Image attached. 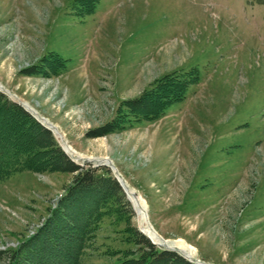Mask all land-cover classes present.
Here are the masks:
<instances>
[{
	"label": "rangeland",
	"instance_id": "1",
	"mask_svg": "<svg viewBox=\"0 0 264 264\" xmlns=\"http://www.w3.org/2000/svg\"><path fill=\"white\" fill-rule=\"evenodd\" d=\"M51 55L60 68L42 67ZM172 73L196 77L181 102L99 134ZM0 92L74 164L108 169L121 189L77 264L137 259L134 231L193 263L264 264V0H98L89 14L75 0H0ZM72 178L0 180V264L43 228Z\"/></svg>",
	"mask_w": 264,
	"mask_h": 264
},
{
	"label": "trees",
	"instance_id": "2",
	"mask_svg": "<svg viewBox=\"0 0 264 264\" xmlns=\"http://www.w3.org/2000/svg\"><path fill=\"white\" fill-rule=\"evenodd\" d=\"M75 1L89 14L98 0ZM62 63L54 55L41 60L42 67L51 70L60 68ZM195 82L196 77L192 74L163 76L140 97L123 103L124 108L119 109L115 119L100 128L99 134L120 130L132 121L161 118L171 105L184 99L186 89ZM25 170L67 172L73 174V178L59 199L58 208L37 235L12 255L11 264H77L85 236L94 230L97 219L110 212V203L123 202L121 189L108 169L74 164L59 149L50 131L0 93V180ZM124 206L127 209V204ZM134 236L141 247L139 257L117 264H195L174 251H157L136 231Z\"/></svg>",
	"mask_w": 264,
	"mask_h": 264
},
{
	"label": "bare ground",
	"instance_id": "3",
	"mask_svg": "<svg viewBox=\"0 0 264 264\" xmlns=\"http://www.w3.org/2000/svg\"><path fill=\"white\" fill-rule=\"evenodd\" d=\"M4 92V91H3ZM6 93V92H5ZM8 95H9V93H8ZM10 97H12V98H14L13 96H11V95H9ZM66 148V151L67 152H69L70 153V155H77V153L72 149V148H70V147H65ZM88 160H86V161H83V162H87ZM95 163V162H94ZM98 164H102V163H98ZM103 164H106V163H103ZM109 166V165H108ZM110 167H112V166H110ZM114 167H113V172H114ZM115 174V173H114ZM120 181V180H119ZM123 187V186H122ZM133 194V192H130V191H128V195L130 196V195H132ZM140 206V205H139ZM142 211H143V209H142V207L141 208H139V210H138V212H139V214H141L142 213ZM144 232V231H143ZM145 235L147 236V237H149L152 241H154L155 243H157L158 245H160V246H163V245H161V243H162V241H161V239L157 236V234L153 231V229L151 228V227H148L146 230H145ZM181 244V243H180ZM182 247V249L186 252V253H188V255L191 257V256H193V253H194V250L192 249V248H190V246L188 247V245L186 246V245H181ZM177 247H179V246H177Z\"/></svg>",
	"mask_w": 264,
	"mask_h": 264
},
{
	"label": "water",
	"instance_id": "4",
	"mask_svg": "<svg viewBox=\"0 0 264 264\" xmlns=\"http://www.w3.org/2000/svg\"><path fill=\"white\" fill-rule=\"evenodd\" d=\"M87 162H89V161H87ZM118 181V180H117ZM121 187H122V185H121ZM122 189H123V187H122ZM123 191H124V189H123ZM125 192V191H124ZM150 239V238H149ZM153 244H155L154 242H152ZM164 248H166V249H171L172 250V248H168V247H166V246H164ZM186 257V256H185ZM187 258V257H186ZM187 259H189V262H192V259L191 258H187ZM195 261V263H197V264H202L201 262H199V261H197V260H194Z\"/></svg>",
	"mask_w": 264,
	"mask_h": 264
}]
</instances>
